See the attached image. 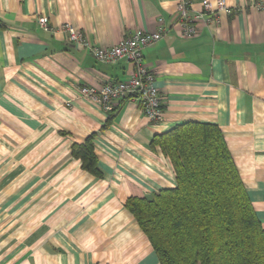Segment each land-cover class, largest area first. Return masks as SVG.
Listing matches in <instances>:
<instances>
[{
	"label": "crops",
	"instance_id": "1",
	"mask_svg": "<svg viewBox=\"0 0 264 264\" xmlns=\"http://www.w3.org/2000/svg\"><path fill=\"white\" fill-rule=\"evenodd\" d=\"M178 1L0 0V264H160L125 202L175 186L150 140L186 121L218 125L264 228V9L255 6L264 0H226L228 11L197 21L188 38ZM65 23L104 47L163 27L142 50L162 97L159 121L132 98L113 102L108 120L80 94L128 79L132 64L97 61L68 42ZM91 133L100 177L70 153Z\"/></svg>",
	"mask_w": 264,
	"mask_h": 264
},
{
	"label": "trees",
	"instance_id": "2",
	"mask_svg": "<svg viewBox=\"0 0 264 264\" xmlns=\"http://www.w3.org/2000/svg\"><path fill=\"white\" fill-rule=\"evenodd\" d=\"M93 139L91 133L72 143L70 153L100 177ZM150 146H158L170 160L175 186L150 199L128 197L125 207L160 264H264V228L218 125L182 122L154 134Z\"/></svg>",
	"mask_w": 264,
	"mask_h": 264
},
{
	"label": "built area",
	"instance_id": "3",
	"mask_svg": "<svg viewBox=\"0 0 264 264\" xmlns=\"http://www.w3.org/2000/svg\"><path fill=\"white\" fill-rule=\"evenodd\" d=\"M191 0H179L176 9L178 12L177 24L180 36L183 38L193 37L198 33L197 21H208V16H216L218 11H228L226 0H216V9L209 0H202V9L193 11L190 8ZM256 8L264 9V3L258 2ZM158 22H162L158 18ZM38 23L45 30L49 29L47 17L38 18ZM67 33L69 43L81 48L89 49L93 57L102 63L115 64L120 60H127L132 64L130 77L123 81L105 82L98 86L82 85L79 92L83 97L97 101L101 108L109 111L112 103L125 97H131L140 101V108L151 122L162 118V97L157 87L153 84L154 77L143 63V48L157 42L163 35V27L159 26L156 31L138 29L131 34L125 35L118 43L112 46H100L89 43L83 32L70 23L62 25Z\"/></svg>",
	"mask_w": 264,
	"mask_h": 264
}]
</instances>
